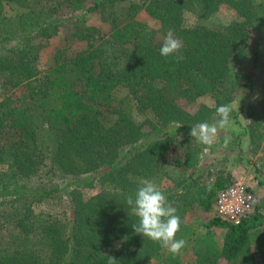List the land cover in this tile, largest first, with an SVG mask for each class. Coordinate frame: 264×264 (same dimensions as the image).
<instances>
[{"label":"trees","instance_id":"1","mask_svg":"<svg viewBox=\"0 0 264 264\" xmlns=\"http://www.w3.org/2000/svg\"><path fill=\"white\" fill-rule=\"evenodd\" d=\"M222 5L235 17L217 23ZM96 11L107 36L88 23ZM140 11L182 41V59L161 56ZM65 22L86 47L40 68L41 48ZM252 32L257 48L264 0H0V264H264V195L239 223L219 218L215 201L233 173L225 155L204 159L206 149L236 150L240 162L264 144V71L258 85L253 69L236 66L252 53ZM205 95L211 103L193 110L179 103ZM237 97L247 121L226 149V134L213 147L190 136L222 104L238 123ZM145 180L177 209L179 255L132 228L126 199ZM51 201L59 210L36 209Z\"/></svg>","mask_w":264,"mask_h":264},{"label":"rangeland","instance_id":"2","mask_svg":"<svg viewBox=\"0 0 264 264\" xmlns=\"http://www.w3.org/2000/svg\"><path fill=\"white\" fill-rule=\"evenodd\" d=\"M260 1V0H255ZM9 10V8H8ZM235 17L234 11L227 5H222L219 9V11L213 16V20L217 23H226L232 18ZM136 18L140 20L141 22L146 23L151 29H153V42L161 47V44L163 42V38L169 33V31H164L161 28L160 22L158 19L153 18L149 16L145 11H140ZM187 22L191 23L192 18L187 16ZM88 23L92 25H96L101 30V34L107 36L109 33V26L108 24L102 20L101 15L98 11L92 12L88 14ZM73 26L69 22H65L60 27L58 33L53 36L47 43L43 45L40 51L39 56V66L40 68H46L48 67L53 60V55L57 53L58 51L62 54H67L69 56L73 55L77 51H80L86 47V43L83 40H78L72 35ZM260 35H257L256 33H251V45L253 46L252 53L248 60L239 62L236 66L242 70L247 69H253L255 72L256 77L258 78L257 84L260 85V81L263 77V71H264V39L260 41L259 45H257L255 48V40ZM255 50L257 49L258 55L256 58V63L253 61L254 56H252ZM254 89V92L257 93L259 91V86ZM243 95H247V91H243ZM252 96H248L247 102L251 100ZM180 105L187 109V110H193L196 108L200 103H211V98L209 95H205L202 97H199L196 101H187L186 99H180L179 100ZM233 106L235 109L239 112L237 120L238 123H236L233 119L230 120V124L227 126V128L222 129L218 132L217 140H219V137L221 135H229L231 131H239L242 129L243 125L246 123V115L244 112L245 104H243L240 101V97H237L235 101L233 102ZM148 127L144 126V130H146ZM246 140V138H245ZM245 142V141H244ZM213 147V145H212ZM211 147V148H212ZM237 151H219V152H212L211 149L205 150V156L204 159L206 161L211 160L214 157L225 155L228 158V168L233 173L232 182H241L244 184L248 189H250L255 196H263L264 195V173L261 171L257 172L255 171L256 167L261 166L263 160H264V144L263 146L253 155L249 154L247 151L243 152V160L240 162H237ZM248 160H253L255 162L254 164L249 163ZM255 165V166H254ZM99 191L98 186L93 187H86L82 188V196L84 199L89 198L90 196L96 194ZM59 205H57L55 202H43L36 206L37 210H45V211H56L59 210ZM193 214L191 213L190 216ZM203 220H206L210 217L209 213H201L197 215Z\"/></svg>","mask_w":264,"mask_h":264},{"label":"clouds","instance_id":"3","mask_svg":"<svg viewBox=\"0 0 264 264\" xmlns=\"http://www.w3.org/2000/svg\"><path fill=\"white\" fill-rule=\"evenodd\" d=\"M183 43L176 38L171 31L163 38L160 47V54L164 57L177 55V59H182L179 55ZM231 104H222L216 107V122H201L191 126L190 136L196 142L205 146H212L217 142L218 132L227 128L230 124ZM231 136L225 135L222 143L223 148H227L231 142ZM211 191V185H208ZM126 204L130 207L132 214L137 217V221L132 224L135 233L142 234L153 242L158 243L173 255H179L186 245V241L177 238V233L181 230V218L177 214V209L168 200L162 189L154 182L145 180L135 191L134 196L129 195ZM116 260L110 256L108 264H115Z\"/></svg>","mask_w":264,"mask_h":264},{"label":"built area","instance_id":"4","mask_svg":"<svg viewBox=\"0 0 264 264\" xmlns=\"http://www.w3.org/2000/svg\"><path fill=\"white\" fill-rule=\"evenodd\" d=\"M254 205L255 194L241 182H232L230 187L219 192L214 212L221 219L239 223Z\"/></svg>","mask_w":264,"mask_h":264}]
</instances>
